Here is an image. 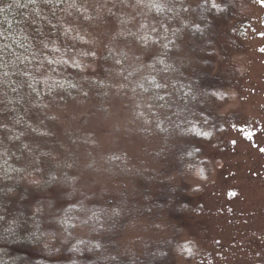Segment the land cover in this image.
<instances>
[{
  "label": "trees",
  "instance_id": "16d2710c",
  "mask_svg": "<svg viewBox=\"0 0 264 264\" xmlns=\"http://www.w3.org/2000/svg\"><path fill=\"white\" fill-rule=\"evenodd\" d=\"M99 1L102 0H87V3L90 6ZM247 1L251 0H219L225 10L217 15L208 10L202 0H188L194 8V20L201 27L195 32L186 30L177 38L179 50L173 51L171 57L180 68V73L168 75L171 79L188 85L192 95L181 99L187 89L177 91L180 88L178 84L176 89H156V94L163 96V99H147L146 104H139L144 113V127L146 123L144 130H154L164 137L163 146L160 147L159 141L153 152L158 160L160 158L157 155L163 154L162 163L152 169L134 167L129 185L124 182L126 187L116 190L115 194L102 192L109 197V201L102 194L100 204L107 202L110 210L115 211H92L94 216L92 215L90 225L82 223L89 230L88 234L80 238L78 243L69 236V211L51 209L53 204L44 202L50 200L46 198V193L38 192L37 195L34 191H42V187L33 189L27 182H22L24 173L30 166L41 162L47 157V153L51 154L53 147L61 146V142L66 139L60 140L57 136L58 139L53 138L51 134L40 135L33 132L26 123H16V119L22 117L24 121L38 127L42 125L41 128L52 133L48 126L50 121L47 122L39 114L41 108L33 107V101L37 98L35 94L28 95L27 85L13 92L8 85L0 83V264H182L180 258L188 263L196 258V239L182 238L187 230L192 231L194 228L201 207L199 197L196 196L199 186H192L191 179L205 180L211 175L212 162L204 147L213 144L227 129L228 117L222 107L231 100L232 94L228 89L237 84V72L235 69H223L222 61L230 50L228 42L237 39L241 44L243 31L254 26L253 16L243 13ZM4 2L12 0H0V3ZM16 2L25 7L15 9L8 20L0 15V33H4L0 34V44L5 42L6 33L23 32L19 37L20 42L26 44L30 40L35 51L39 47V41L53 38V25L63 14L60 9L64 4L60 3L53 12V6L47 0ZM80 2L84 3L85 0ZM36 7L41 11L40 16L34 11ZM90 11L95 14L93 10ZM66 19L68 22H80L75 17ZM49 20L53 23H49ZM232 36L237 38L230 39ZM55 38H60L58 26ZM68 43L71 44V41ZM13 48L19 52L24 51L15 43ZM159 52V49H153L145 55L152 59ZM105 56L106 53L99 59L98 72L93 77L103 83H96L93 79L85 81L86 86L88 83H95L98 93L105 86H110L107 74L112 65ZM38 62L32 61L34 64ZM20 67L23 68V64ZM9 71L11 72V68ZM0 72H3L2 68ZM91 74H88L89 78ZM74 75L77 78L82 76L78 72ZM12 79L16 81L21 77L13 75ZM77 93L78 89H72L71 95L57 92L55 99L45 96V100H71ZM145 94L150 97L153 92ZM41 121L44 123L41 124ZM20 132L24 135L19 139H10ZM32 156L36 158L30 162ZM9 167L13 170L9 171ZM143 171L146 178L142 176ZM47 172L50 181L57 178V171ZM48 185L44 186V191ZM97 199L94 198L89 204L96 207ZM114 200H117V204ZM46 207H50L52 214L61 212V229L66 228L68 235L60 236L57 233L59 230L47 222ZM89 208L91 209L90 206ZM139 217H145V224L153 232L161 234L137 237L123 244L116 241L122 235V229ZM41 222L44 224H40ZM82 233L79 234L83 235Z\"/></svg>",
  "mask_w": 264,
  "mask_h": 264
},
{
  "label": "rangeland",
  "instance_id": "374dc122",
  "mask_svg": "<svg viewBox=\"0 0 264 264\" xmlns=\"http://www.w3.org/2000/svg\"><path fill=\"white\" fill-rule=\"evenodd\" d=\"M93 4L96 2L89 7L95 13ZM243 13L253 16L254 26L243 31L241 44L232 36L235 41L228 42L230 50L223 56L222 67L235 69L237 84L228 89L232 97L222 107L228 117L227 129L204 147L211 158L212 173L205 180L191 179L192 186H199L196 196L201 207L194 228L182 238L194 237L198 251L189 263L180 258L182 264H264V3L247 1ZM90 30L106 42L116 30L115 19L105 16ZM98 61L95 71L79 75L90 77L92 73L91 80L98 72ZM107 79L110 86L100 89L101 93L95 83L86 86L82 81L83 91L78 89L71 100L50 101V110L40 109L41 117L50 121L53 138L66 140L30 166L22 181L33 189L42 187V191H34L37 195L46 193L50 200L44 202H51V209L69 211V236L76 243L87 236L89 230L82 223L90 225L92 211H115L107 202L100 204L102 194L109 201L102 192L115 194L126 187L124 182L129 185L134 167L145 170L162 163L163 154L157 155L158 160L153 152L159 141L163 146L164 137L144 130L146 123L144 127L143 116L138 115L142 110L139 104H146L149 96L138 93L133 97L129 89L117 87L127 81L113 71V65ZM51 113L58 118L50 119ZM35 158L32 156L30 162ZM47 170L57 171V178L50 181ZM142 176L146 178L144 171ZM43 184H49L45 191ZM94 198H98L96 207L89 204ZM45 210L47 222L59 230L57 233L68 235L66 228L61 229V212L52 214L50 207ZM48 223L45 225L50 227ZM145 223V217L134 220L116 241L123 244L161 234Z\"/></svg>",
  "mask_w": 264,
  "mask_h": 264
},
{
  "label": "clouds",
  "instance_id": "9594fccd",
  "mask_svg": "<svg viewBox=\"0 0 264 264\" xmlns=\"http://www.w3.org/2000/svg\"><path fill=\"white\" fill-rule=\"evenodd\" d=\"M47 2L52 4L53 12L60 3L64 4L60 9L63 14L53 25L51 40L45 38L39 41V47L34 51L30 40L26 44L20 42L19 37L23 32L6 33L5 42L0 44V57H3L0 59V68L3 69V72H0V83L8 85L13 92L27 85L28 95L35 94L37 98L33 101V107L50 110L51 105L45 100V96L55 99L57 92L71 95L72 89L83 91L81 82L89 80V77L82 75L77 78L74 73L83 74L89 69L95 71L96 60L105 53V58L112 62L113 71L127 81V83L121 82L117 87L129 89L133 97L138 93L143 97V94L153 92L148 99H163V96H158L155 90L176 89L178 84L180 88L177 91L187 89L181 99H187L192 95L188 85L173 80L168 75L180 73V68L171 57L173 51L179 50L177 38L186 30L195 32L201 27L194 20L192 15L194 8L188 0H178V2L176 0H103V3L91 6L95 8V14L90 11L87 0L84 3L80 0H47ZM202 4L207 5L208 10L217 15L225 10V6L219 0H202ZM22 7L25 5L19 4L16 0L0 3V15L4 20H8L10 13ZM34 11L37 16L41 15L39 7L34 8ZM105 16H112L115 19L116 30L106 42H102L90 28ZM67 17H75L80 22H68ZM44 18L48 19L47 16ZM48 22L53 23L51 20ZM57 26L60 28V38H55ZM9 40L12 42H8ZM68 41H71V44ZM13 43L24 51H17L13 48ZM153 49H159L160 52L152 59H148L145 54ZM32 61L39 62L34 64ZM21 64L23 68L20 67ZM13 75L21 79L13 81ZM92 79L96 83H103L96 78ZM13 84L15 87H12ZM39 85L43 87H38ZM9 103H11L10 97ZM138 115L143 116L144 113L140 112ZM49 118L58 117L55 113H51ZM21 122L26 123L37 134H51L47 129L18 117L16 123ZM40 123L43 124L44 121ZM22 135H24L22 132L16 133L10 139H19ZM4 163L7 164V161ZM8 170L13 169L9 167Z\"/></svg>",
  "mask_w": 264,
  "mask_h": 264
},
{
  "label": "snow or ice",
  "instance_id": "6c2138e0",
  "mask_svg": "<svg viewBox=\"0 0 264 264\" xmlns=\"http://www.w3.org/2000/svg\"><path fill=\"white\" fill-rule=\"evenodd\" d=\"M262 3H264V0H261Z\"/></svg>",
  "mask_w": 264,
  "mask_h": 264
}]
</instances>
